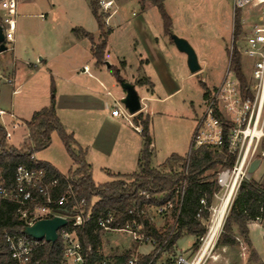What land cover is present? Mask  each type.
<instances>
[{
    "label": "built area",
    "instance_id": "2783aa9c",
    "mask_svg": "<svg viewBox=\"0 0 264 264\" xmlns=\"http://www.w3.org/2000/svg\"><path fill=\"white\" fill-rule=\"evenodd\" d=\"M19 1L0 0V31L2 35L0 45L5 49L14 42ZM95 1L98 13L103 16L104 23L107 24V20L117 11L115 0ZM232 6L234 13L237 11L240 14L246 13V16L240 19L243 39L237 48L241 60L243 57L248 60L249 78L244 74L247 81L246 92L242 93L240 90L229 61L220 83L208 93L206 98H203L202 111L196 120L188 151L184 157V176L187 173L190 157L200 148L206 147L219 151L224 147L226 154L234 158L232 167L221 170L216 176V185L219 187V191L213 195L212 200H219V205L216 208L211 204L207 206L205 199H201L199 202L200 207L196 212V219L201 220L202 212L206 210L209 213V220L205 234L198 239V242L202 244L194 257L195 260L199 259L198 262L208 251V248L204 250V247L210 238L218 209L223 200L229 197L222 222L211 243L216 242L221 233L228 210L241 182L250 178L248 175L250 163L255 158L264 155L260 152V142L264 136V0H233ZM40 18L44 19L43 16ZM83 71H87L86 66ZM7 83L12 85L13 80H7ZM140 105L142 110L144 105L141 100ZM5 115L12 119L10 130L2 122L0 127L4 130L6 142L9 144L13 132L21 127L26 129V126L25 123L14 120L13 115L0 110V119ZM111 115L114 118L122 117L126 120L132 117L120 102L112 104ZM224 129H227L225 136ZM135 131L140 134L141 128L135 126ZM27 140L28 133L20 146L26 144ZM36 155L37 153L32 152L29 158L34 166L40 164ZM62 179L63 190L61 193H57L60 188L57 179H47L45 171L41 168L19 165L16 167L10 183L0 174V203L5 201L17 207L16 214L18 219L23 222L24 228L32 226L39 220L55 217L66 221V225L60 227L56 232V240H60L62 244L60 264H140L145 256H150L147 264H157L161 258L156 260V257L158 255L161 257L165 253L162 252V249L176 227L187 186L185 177L170 190L152 195L147 192L141 193L147 200L169 196V199L164 203L144 206L142 209L134 208L130 211L132 218L145 216L151 223L153 216L170 219L169 234L161 244H158L154 238L146 237L140 233L141 223L132 221L123 226L113 227L115 213L112 211H107L97 217V227L103 232H127L132 236L134 244L151 246L146 255L135 251V254L123 259H118L120 257L110 259L101 254V249L95 251L91 245L84 246L81 243L78 232L82 231L90 222L91 208H87L83 199L80 201L75 199L73 187L75 177L66 174L62 176ZM130 186L131 180H123L124 188ZM137 187H139V183L135 184L133 192H136ZM133 206L135 207V203ZM4 243L14 264H37L33 259L34 251L46 242L34 240L24 234L23 236L5 234ZM193 263H189L182 255H178L175 260V264Z\"/></svg>",
    "mask_w": 264,
    "mask_h": 264
},
{
    "label": "crops",
    "instance_id": "0c3cea01",
    "mask_svg": "<svg viewBox=\"0 0 264 264\" xmlns=\"http://www.w3.org/2000/svg\"><path fill=\"white\" fill-rule=\"evenodd\" d=\"M23 1H19V15ZM115 2L117 11L107 20L106 24L110 33L106 38L102 65H96L95 60H93L91 44L89 48L87 47L88 39L75 37L71 32L73 28L82 29L93 36L94 42L98 41L99 31L91 12L87 21L78 18V16L71 20H65L59 31V39L55 40L54 50L47 53L45 59H39L38 62L44 63L46 67V74L44 75L58 81L54 82L53 87L56 117L64 131L73 137L78 148L84 152V161L90 168L91 177L95 171L104 172L108 177L109 175L137 173L138 160L143 145L140 134L135 131V126H137L134 122L135 115L128 120L122 117L114 118L111 115L112 104L120 102L124 98L125 92L116 80L108 76L110 67L118 70L120 78L125 83L133 85L136 93L137 89L146 93L145 99L138 97L144 105L140 112L148 115L149 118L155 112L154 104L165 103L182 94L184 84L191 81L192 77L201 70L198 60V72L191 74L187 70L185 54L178 52L171 39L164 33L161 18L149 2H144L142 9L140 0H115ZM173 2V0H163V5L171 20L172 35L175 34L180 38V34H184V31L175 20V3ZM231 9L232 14L231 16L228 14L224 18L223 26L226 29L228 27L229 34L232 36L234 19L232 6ZM19 17H17V28L20 25ZM184 20L186 21L185 18ZM25 25L26 23L22 24L21 22V26ZM218 30H222V24L219 25ZM200 33L199 35H201ZM187 35L189 34L187 33ZM35 38L38 45L43 46L41 36L38 34ZM196 42L194 40V44ZM188 44L190 45V43ZM23 46L24 54L27 56L25 66L28 67V70L23 68L22 72L26 74V79L12 90L13 95L19 92L20 88L34 75L41 73L35 64L38 49L32 44H23ZM19 47L20 39L18 41L15 35L12 47L13 58H15ZM69 52L74 54L66 55ZM81 56L93 60L94 67L92 68L87 63H83L81 66L79 62ZM106 61L110 64L109 68L104 67ZM202 63L204 64V62ZM85 66L87 71H83ZM132 70H134V74L131 73ZM11 71L12 80L15 83L17 72L19 73L16 64ZM223 73L224 71L218 77L214 87L220 83ZM201 83L205 85L203 80ZM205 87L210 91L206 85ZM43 88L44 91L39 95L36 90L31 93L33 97H38L42 101L41 105H36L35 102L31 101L32 103L27 106L28 108L21 112L18 109L16 111V108L10 105V109L6 113L13 115L16 121L28 122L33 113L50 105L51 99L48 98L47 84H44ZM199 97L200 102L197 104L185 97L182 104L185 107L184 113L176 116L185 118L186 121H193L195 125L203 107V90ZM35 100L36 98L33 99V101ZM15 111L16 113H14ZM158 114L164 115V113ZM10 120L12 121V119ZM193 130L189 134V138H191ZM155 147L156 145L152 143V158L155 157ZM260 152L264 154V136L260 142ZM171 155L180 156L174 153ZM171 155H168L164 162ZM260 158L261 162L258 168L250 177L264 186V155ZM37 159L40 163L48 164L61 176H65L71 170L68 168L66 172H61L53 163L42 161L38 157ZM247 227L252 255L261 264H264V250L261 247V242H259L261 238L264 244V229L258 222H250ZM176 244L173 249L178 255L188 254L178 252Z\"/></svg>",
    "mask_w": 264,
    "mask_h": 264
},
{
    "label": "trees",
    "instance_id": "16d2710c",
    "mask_svg": "<svg viewBox=\"0 0 264 264\" xmlns=\"http://www.w3.org/2000/svg\"><path fill=\"white\" fill-rule=\"evenodd\" d=\"M144 2H149L156 9L162 21L163 31L170 38L172 36L171 20L164 9L163 0H140L141 9ZM88 5L99 31L97 44H95L93 36L82 29L73 28L71 32L75 37L88 39L92 46L91 53L96 65H102L106 38L110 31L105 28L103 16L98 13L96 1L90 0ZM237 12H235L233 19L234 37L241 31L240 12ZM229 61L239 83L240 90L242 93L246 92L247 81L242 72L241 57L234 46H232ZM109 71H111L119 84L124 83L119 76L118 70L110 67ZM139 83L142 84V82ZM200 84L203 90V97L206 98L209 91L205 85ZM134 122L141 128L140 136L143 141L138 160V172L129 175H109L110 181L103 184H95L91 178L90 168L84 161V152L80 148H78L76 153L74 152L73 147L77 148V145L73 137L64 131L57 119L54 98H52L49 107L33 113L30 120L25 122L28 133L26 144L18 148L10 146L6 142L4 130L0 127V174L10 183L15 169L19 165L36 169L41 168L45 171L47 179H57L59 181L60 188L57 193H61L64 185L62 176L48 164L40 163L34 166L29 159L32 152L39 153L49 146L50 136L55 132L67 155L76 166L74 171H69L67 174L75 177L73 186L75 199L77 201L83 199L87 208H91L92 217L90 222L82 231L78 232L79 239L84 246L91 245L95 251L101 249L100 236L103 231L97 227L96 220L99 215L107 211L115 213V224L113 227L116 225L123 226L126 223L136 221L142 224L140 233L146 237L154 238L158 244H161L169 234V227L159 230L145 216L132 218L130 211L134 208L142 209L144 206L164 203L169 199V196L147 200L141 193L147 192L152 195L153 193L170 190L184 177L187 186L176 221V227L162 252H172L177 241L185 235L192 236L198 241L205 234L206 224L209 220V213L206 210L202 212L201 220L196 219L195 215L200 207L199 202L201 199H205L207 206L211 204L213 195L219 191V187L216 185V176L221 170L231 168L234 158L226 154L224 147L219 151L203 147L193 152L185 176L183 174L185 160L177 155H171L163 163L162 167L166 166L167 171L162 172L161 168H153L151 166L152 139L150 136L149 116L139 112L135 115ZM226 132L227 129H224V136ZM123 180H131V186L124 188ZM137 183H139V187H137L136 192H133ZM93 199H96V201H93ZM133 203H135V207ZM16 210L17 207L14 204L5 201L0 203V264H14L4 243V235L23 236L24 224L18 219ZM250 222H258L264 229V186L251 177L241 182L216 243L222 247H234L236 245L235 236L232 234V228L234 227L246 248L251 250L247 227ZM197 246L198 243L195 242L192 247L195 250ZM61 255L62 244L60 240H56L53 244L45 243L39 246L34 251L33 259L37 264H60ZM123 258L120 257L118 259ZM160 258V255H158L156 260ZM149 259L150 256L143 257L140 264H147Z\"/></svg>",
    "mask_w": 264,
    "mask_h": 264
},
{
    "label": "rangeland",
    "instance_id": "374dc122",
    "mask_svg": "<svg viewBox=\"0 0 264 264\" xmlns=\"http://www.w3.org/2000/svg\"><path fill=\"white\" fill-rule=\"evenodd\" d=\"M89 1L90 0H24L22 2V10L20 15L19 13L17 15V17L20 16V25H18V28H15L16 39L18 41L20 39V47L16 52L15 58H13L12 55L13 44L8 46L4 52L0 53L1 110L7 112L10 109V105H12L13 108H16V111L19 110L21 112L26 110L28 108L27 106L32 102H35L36 105H41L42 101H40L38 97H33L31 93H34L36 90L38 95L41 94L44 91V84H47V92L49 91L48 98L52 99L54 97L53 87L54 82L57 80H52L50 76L44 75L46 74V67L44 66V63H38L39 59H45L47 53L54 50L55 40L59 39V31L65 20H71L76 16L86 21L90 18V10L88 9ZM173 1V3H175V20L184 31V34H180V38H183L190 43L197 56L201 70L192 77L191 81L184 84L182 94L166 101L165 103L154 104L155 112L150 116V135L152 143L156 145V150L155 157L152 158L151 166L153 168H161L160 170L162 172L167 171L166 166L162 167V163L168 155L174 153L184 158L188 151L190 141L189 134L194 129L195 125L193 121H186L185 118L176 116L177 114L182 115L184 113L185 107L182 105L183 100H185L186 97L193 101L194 104L200 102L199 94L202 91L200 84L202 80L211 91L222 71L228 66L232 46L238 48L243 39L242 31L234 37L233 31L231 36L228 27L226 29L223 26L224 18L227 17L228 14L230 16L232 14L231 4L233 3V0ZM234 14L235 13H233V15ZM40 16H43L44 19H41ZM245 16L246 13L240 14V19ZM17 20L18 18H16V25ZM21 22L22 24L26 23V25L21 26ZM220 24H222L221 31L218 30ZM104 25L106 28L105 23ZM187 33L189 35H187ZM199 33L201 35H199ZM23 34H25V36H22ZM38 34L43 40V46H39L35 38ZM194 40L197 41L196 44H194ZM97 42L98 41H96L95 44H97ZM23 44H32L38 49V54L35 56V64L38 66L40 70L39 72L41 73L34 75V77L20 88L19 92L13 95L11 93L12 90L26 79V74L22 72L23 68L28 70V67L25 66L27 56L24 54ZM87 47H90L89 42L87 43ZM72 54L74 53H66V55L70 56ZM93 60H90V58L86 59V56H81V59L79 58L81 66L83 63H87L92 68L94 67ZM202 62H204L205 65ZM241 62L242 72L247 78H249L248 76L250 72L247 65L248 60L243 57ZM108 63L109 62L106 61V64ZM14 64L17 65L19 73L17 72L15 83L13 82L14 84L9 85L7 80H12L11 70ZM131 73L134 74V70H132ZM108 76L116 80L111 71H109ZM137 93L140 98L145 99L146 93L143 90L137 89ZM34 98H36L35 101H33ZM185 106L188 107L187 104H185ZM16 111L14 113H16ZM158 113H164V115L160 116ZM25 121H27V118H25ZM1 122L7 126L8 130H10L11 120L8 115L3 116L0 119V123ZM26 133L27 130L24 127L17 129L13 132L9 144L17 148L23 143V138ZM73 150L76 153L78 151V146L77 148L73 147ZM37 157L42 161L53 163L61 172H66L68 168L71 169L70 171L76 169V166L67 155L55 132L50 136L49 146L40 151ZM91 178L95 184H103L110 181L106 173H100L99 171H95ZM93 201H96V199H93ZM211 205L216 208L219 205V200L213 199ZM151 221L156 228H159V230L168 228L170 224V219L168 217L159 218L153 216ZM232 234L235 236L236 241L234 247H222L216 242H212L203 259L197 264H261L259 260L253 257L252 251L246 248L242 239L238 237L234 227L232 228ZM100 241L101 254L110 259L127 257L135 254V251L140 254H147L151 249V246L148 244L136 246L132 240V236L127 232H103L100 236ZM195 242L198 243V246L194 250L192 246ZM259 242H261V247L264 250V244L261 238L259 239ZM176 246L178 252L181 251V253L184 254L188 253L187 255L182 256L189 263H193L196 261L194 259L195 254L202 244L196 241L194 237L185 235L177 241ZM177 256L178 253L174 249L172 252H165L161 255V259L157 264H175Z\"/></svg>",
    "mask_w": 264,
    "mask_h": 264
},
{
    "label": "water",
    "instance_id": "95a60500",
    "mask_svg": "<svg viewBox=\"0 0 264 264\" xmlns=\"http://www.w3.org/2000/svg\"><path fill=\"white\" fill-rule=\"evenodd\" d=\"M175 48L178 52L185 54L186 65L191 74H195L199 71V65L197 62V57L191 48V46L184 39L178 38L175 35L170 37ZM2 41V35L0 31V43ZM6 49L4 46L0 45V53L4 52ZM106 68H109L108 64H105ZM120 88L125 92L124 98L120 101L122 106L127 110V112L134 116L141 111L140 99L134 89V86L129 83H121ZM261 162V158H255L248 167V175H252L258 168ZM66 225V221L61 218H52L39 220L35 222L30 227H25L22 233L34 240L41 241L44 240L46 243L53 244L57 239L56 232L60 227Z\"/></svg>",
    "mask_w": 264,
    "mask_h": 264
},
{
    "label": "bare ground",
    "instance_id": "6f19581e",
    "mask_svg": "<svg viewBox=\"0 0 264 264\" xmlns=\"http://www.w3.org/2000/svg\"><path fill=\"white\" fill-rule=\"evenodd\" d=\"M228 199H229V197L226 198V199H224L223 202H222V204L220 205V207L218 209V215H217V219L215 221V225H214L213 229L211 230L210 238H209L207 244L205 245L204 250L207 249L209 246H211L210 243L212 241V238L214 237L215 233L217 232V230H218V228H219V226H220V224L222 222V218H223V216L225 214V210H226V207H227ZM198 260L199 259H197L193 264H197L198 263Z\"/></svg>",
    "mask_w": 264,
    "mask_h": 264
}]
</instances>
